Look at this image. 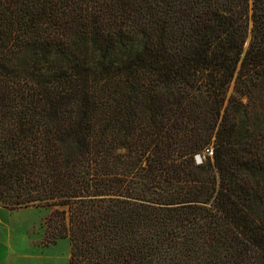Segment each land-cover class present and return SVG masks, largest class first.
I'll list each match as a JSON object with an SVG mask.
<instances>
[{"label":"trees","instance_id":"16d2710c","mask_svg":"<svg viewBox=\"0 0 264 264\" xmlns=\"http://www.w3.org/2000/svg\"><path fill=\"white\" fill-rule=\"evenodd\" d=\"M0 205L68 264H264V0H0Z\"/></svg>","mask_w":264,"mask_h":264},{"label":"rangeland","instance_id":"374dc122","mask_svg":"<svg viewBox=\"0 0 264 264\" xmlns=\"http://www.w3.org/2000/svg\"><path fill=\"white\" fill-rule=\"evenodd\" d=\"M43 207L7 209L0 205V264H68L66 238L45 232Z\"/></svg>","mask_w":264,"mask_h":264},{"label":"built area","instance_id":"2783aa9c","mask_svg":"<svg viewBox=\"0 0 264 264\" xmlns=\"http://www.w3.org/2000/svg\"><path fill=\"white\" fill-rule=\"evenodd\" d=\"M204 155H211V149H205L202 155H200V154L194 155L195 161L201 162L202 159L204 158Z\"/></svg>","mask_w":264,"mask_h":264}]
</instances>
